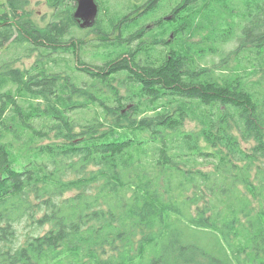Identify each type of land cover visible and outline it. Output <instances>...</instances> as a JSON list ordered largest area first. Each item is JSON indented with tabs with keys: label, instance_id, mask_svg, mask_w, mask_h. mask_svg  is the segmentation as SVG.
<instances>
[{
	"label": "trees",
	"instance_id": "16d2710c",
	"mask_svg": "<svg viewBox=\"0 0 264 264\" xmlns=\"http://www.w3.org/2000/svg\"><path fill=\"white\" fill-rule=\"evenodd\" d=\"M61 1L49 0L55 21L42 29L26 18L27 0L0 3V52L27 44L26 58L70 53L80 66L0 67V264H264V207L235 197L242 186L264 201V97L166 50L184 23L134 49L143 33L105 35L103 65L86 66L70 51L80 42L64 39L77 24ZM200 1L180 0L168 18L200 17ZM251 2L233 54L250 44L264 60V0ZM151 47L158 55L142 58Z\"/></svg>",
	"mask_w": 264,
	"mask_h": 264
},
{
	"label": "rangeland",
	"instance_id": "374dc122",
	"mask_svg": "<svg viewBox=\"0 0 264 264\" xmlns=\"http://www.w3.org/2000/svg\"><path fill=\"white\" fill-rule=\"evenodd\" d=\"M3 0H0V3ZM149 0H95L98 8L95 23L90 28L72 27L66 34L64 39H74L80 42L79 47H73L70 51L78 56L86 66H100L103 63L97 60H105L109 49L106 48L108 42L105 35L112 34L110 40L116 41L118 36L125 39L127 36L141 34L140 40L132 42L130 45L134 49L138 43H144L145 46L151 44L154 39L166 35L167 31L175 30L181 23L186 24L182 34H177L176 38L166 45V50H181V53L191 56L193 61L200 63L204 67L216 66V73H227L230 76H241L245 78L248 87L258 97H264V60H259L255 56L256 49L250 44L245 45V49H241L239 57H235L234 51L239 47L242 38V28L244 21L246 22L247 0H201L199 8L203 7L200 17L190 16L187 10L181 11L178 15L179 20L170 21L169 11L175 7L180 0H158L147 12L143 11L145 4ZM255 0L251 2L253 8ZM74 6L75 12L77 0H63L60 2L59 8L62 10H70ZM141 8V9H140ZM140 9L138 12H134ZM27 13L26 18L29 19L35 27L46 28L54 20V9L50 7L49 0H27L25 5ZM141 14V15H140ZM130 16V21L122 23V20ZM163 20L161 25H157L159 20ZM193 20H195L193 22ZM190 26V27H188ZM63 39V40H64ZM166 40V39H165ZM64 42V41H63ZM251 50V52L249 51ZM47 51L32 52L29 58V48L27 44L17 45L11 43L8 48L0 52V67L9 65L11 68L20 70H31L36 67L37 70H47L48 72H66L68 68L73 69L76 65L75 57L70 53H56L47 56ZM159 49L151 47L148 51H143L141 57L145 58L148 54H157ZM264 57V50H261ZM60 60V61H58ZM67 63L68 65L58 66ZM94 61V62H93ZM37 65V66H36ZM77 67H80L78 64ZM8 66H6L7 68ZM5 68L0 69L3 72ZM219 74V75H220ZM78 80H86L84 75L73 73ZM244 81V82H245ZM125 93V89L121 91ZM185 128L190 132H198L201 126L195 121H187ZM232 134L237 132L233 130ZM240 145L246 151L250 150L252 142L244 143L240 141ZM263 161L257 163L261 165ZM212 169L211 165L205 166L204 170ZM253 175L255 170L252 171ZM240 191L235 197L244 198L251 202L254 212L264 207V201L260 198L254 199L242 186H238ZM264 195V194H263ZM232 197L234 202L238 199ZM264 197V196H263ZM223 206L220 208L222 209ZM47 227L36 231V235H42L47 231ZM24 225L17 227L19 239L23 240V234L26 232ZM203 244H206L205 242Z\"/></svg>",
	"mask_w": 264,
	"mask_h": 264
},
{
	"label": "water",
	"instance_id": "95a60500",
	"mask_svg": "<svg viewBox=\"0 0 264 264\" xmlns=\"http://www.w3.org/2000/svg\"><path fill=\"white\" fill-rule=\"evenodd\" d=\"M98 8L95 0H77V6L73 14L74 20L81 28H90L94 25Z\"/></svg>",
	"mask_w": 264,
	"mask_h": 264
},
{
	"label": "flooded vegetation",
	"instance_id": "af4514ba",
	"mask_svg": "<svg viewBox=\"0 0 264 264\" xmlns=\"http://www.w3.org/2000/svg\"><path fill=\"white\" fill-rule=\"evenodd\" d=\"M141 32V34L143 33V31H140ZM139 35V34H138Z\"/></svg>",
	"mask_w": 264,
	"mask_h": 264
}]
</instances>
